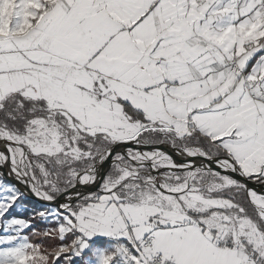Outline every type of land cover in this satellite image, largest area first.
Returning a JSON list of instances; mask_svg holds the SVG:
<instances>
[{"label":"snow or ice","instance_id":"obj_1","mask_svg":"<svg viewBox=\"0 0 264 264\" xmlns=\"http://www.w3.org/2000/svg\"><path fill=\"white\" fill-rule=\"evenodd\" d=\"M61 261L264 264V0H0V264Z\"/></svg>","mask_w":264,"mask_h":264},{"label":"trees","instance_id":"obj_2","mask_svg":"<svg viewBox=\"0 0 264 264\" xmlns=\"http://www.w3.org/2000/svg\"><path fill=\"white\" fill-rule=\"evenodd\" d=\"M22 204L25 206V210L24 212H21V213H15V215H19L21 216L22 218H25L27 219L28 216H27V212L30 211V210H35V209H38V210H42V209H45L46 206H40L39 204H37L35 201L29 199V198H26ZM37 221L36 220H33L32 221V225H37L36 224ZM33 226V227H34ZM38 228L42 230V228L45 226L44 222L41 221V220H38ZM34 237V236H32ZM32 239V238H31ZM34 242L35 243H40V244H43L44 246H48L50 247L51 245L57 243L56 241H50V240H42V239H39L37 237H34L33 238ZM61 264H63V261H61Z\"/></svg>","mask_w":264,"mask_h":264},{"label":"rangeland","instance_id":"obj_3","mask_svg":"<svg viewBox=\"0 0 264 264\" xmlns=\"http://www.w3.org/2000/svg\"><path fill=\"white\" fill-rule=\"evenodd\" d=\"M9 183H10V182H9ZM24 210H25V206L21 203L20 205L17 206V209H16L15 213H21V212H24ZM36 211H38V209L28 211V212H27V216L29 217L31 214H33V213L36 212ZM15 213H14V214H15ZM36 221H37L36 224L38 225V220H36ZM44 224H45V226L42 228V230L39 229L37 225H35V226L32 225V226H34L33 229H34L35 231H37V232H43L47 227H50V226H51V225H47L45 222H44ZM25 235H29L30 240H31L32 242H34V240H33L34 237L31 236V233H30V232H26ZM31 238H32V239H31Z\"/></svg>","mask_w":264,"mask_h":264},{"label":"water","instance_id":"obj_4","mask_svg":"<svg viewBox=\"0 0 264 264\" xmlns=\"http://www.w3.org/2000/svg\"><path fill=\"white\" fill-rule=\"evenodd\" d=\"M165 151H167V149H165ZM10 183H11V181H9ZM249 187H254V186H252V185H249ZM27 198H29V199H31V200H33V201H35L34 199H32L30 196L29 197H27ZM37 204H39L40 206H46L47 207V205H45V204H43V203H40V202H38V201H35Z\"/></svg>","mask_w":264,"mask_h":264}]
</instances>
